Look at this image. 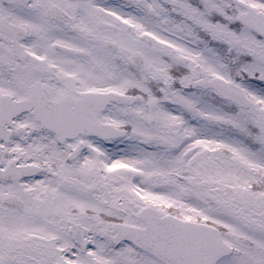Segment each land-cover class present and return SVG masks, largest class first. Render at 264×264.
Segmentation results:
<instances>
[{"label": "snow or ice", "instance_id": "1", "mask_svg": "<svg viewBox=\"0 0 264 264\" xmlns=\"http://www.w3.org/2000/svg\"><path fill=\"white\" fill-rule=\"evenodd\" d=\"M0 264H264V0H0Z\"/></svg>", "mask_w": 264, "mask_h": 264}]
</instances>
